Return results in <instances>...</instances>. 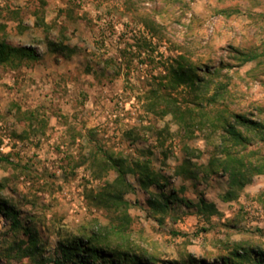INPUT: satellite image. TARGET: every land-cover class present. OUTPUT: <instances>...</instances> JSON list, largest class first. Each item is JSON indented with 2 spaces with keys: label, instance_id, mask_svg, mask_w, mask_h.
Listing matches in <instances>:
<instances>
[{
  "label": "rangeland",
  "instance_id": "374dc122",
  "mask_svg": "<svg viewBox=\"0 0 264 264\" xmlns=\"http://www.w3.org/2000/svg\"><path fill=\"white\" fill-rule=\"evenodd\" d=\"M0 38L37 55L0 63V264H224L238 240L264 249V174L224 199L228 176L203 167L216 135L199 119L187 127L157 114L145 98L162 63L182 54L202 76L225 64L229 106L256 114L255 104L264 107V0H0ZM55 44L66 47L52 51ZM239 51L256 59L238 66ZM122 56H134L130 71ZM181 89L182 104L194 106L193 89ZM107 155L149 160L159 177L147 190L126 168L131 222L124 239L104 246L138 261L87 252L66 259L63 247L81 240L84 250L118 214L94 197L117 176ZM185 158L198 176L174 173ZM161 192L171 197L166 212L151 202L158 195L163 203ZM201 198L218 212L198 213Z\"/></svg>",
  "mask_w": 264,
  "mask_h": 264
},
{
  "label": "trees",
  "instance_id": "16d2710c",
  "mask_svg": "<svg viewBox=\"0 0 264 264\" xmlns=\"http://www.w3.org/2000/svg\"><path fill=\"white\" fill-rule=\"evenodd\" d=\"M148 17L149 20L155 21L150 15ZM60 47L66 46L55 44L52 51H56ZM127 49L125 48L124 51ZM130 50L133 51L131 48ZM238 53V66L256 59V56L247 52L239 51ZM36 56V52L31 46H16L0 38V63H11L16 59L21 61L27 58H36ZM122 57L124 60L122 64H125V68L130 71V63L128 65L125 61L128 58L132 60L134 56ZM224 68L225 64L222 63L214 69L208 67L206 68V75L202 76L197 64L187 56L179 54L162 63L160 70L153 76L155 81L152 88L145 94V98L146 107L157 114L166 115L170 113L175 119L182 120L187 127L199 119L202 126L204 125L216 135L218 138L217 151L210 155L207 164H203V167L207 173L220 172L228 176L229 188L224 199H232L236 197L237 189H242L254 176L264 174V107L258 103L255 104L256 114H253V112H242L241 109L233 106L234 104L229 106L228 97L231 81L224 72ZM120 73L118 70L116 75ZM182 87L193 89L196 99L192 102L194 106L182 104L180 98ZM204 103L206 105L203 106ZM216 105L223 108H217ZM211 106L213 107L211 108ZM185 155L190 157L187 152ZM93 157L94 161H98L96 156L93 155ZM106 160L111 162V165L116 169L117 176L112 181H107L94 197L100 205L113 208L118 213L116 219L112 225L104 226L103 229L107 231L103 234H101L100 229L91 233L93 244L85 248L87 251L82 249L81 240L76 242V247H63L62 257L66 259H79L82 253L87 252L93 257H101L102 261H107V257L110 256L113 259H120L121 257L127 259L130 255L133 260L138 261L137 254L107 250L104 246L110 247L112 245L110 236L124 239L127 226L131 222L128 212L129 202L125 199V195L134 189V185L127 178L128 171L126 168L129 169L130 173L138 176L140 185L147 190L151 185L158 183L159 177L149 166V160H128L123 156L114 157L112 155H107ZM190 160V158H185L180 166L175 167L174 173L176 175L183 174L187 177L198 176V172L189 166ZM161 195L165 197L163 203L156 199L158 195L151 199V202L154 210L156 208V210L166 212L171 197L165 192H161ZM181 200L187 201L183 198ZM3 208L6 215L14 218L12 225L15 228L20 227V221L16 218L17 212L6 206ZM197 209L198 213L205 216L218 212L215 205L204 198H201ZM116 220L119 222L116 223ZM126 243L128 244L127 248H131V243L128 241ZM233 246L231 253L223 258L224 264H264V249L257 247L252 241L248 239L238 240L234 242ZM80 262V264H90L82 259ZM53 264H64V259L55 258Z\"/></svg>",
  "mask_w": 264,
  "mask_h": 264
},
{
  "label": "crops",
  "instance_id": "0c3cea01",
  "mask_svg": "<svg viewBox=\"0 0 264 264\" xmlns=\"http://www.w3.org/2000/svg\"><path fill=\"white\" fill-rule=\"evenodd\" d=\"M262 176V175H261Z\"/></svg>",
  "mask_w": 264,
  "mask_h": 264
}]
</instances>
